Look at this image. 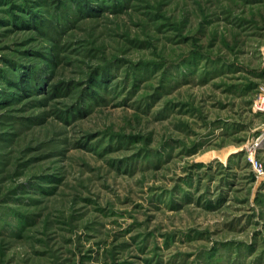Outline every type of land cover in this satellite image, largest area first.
I'll use <instances>...</instances> for the list:
<instances>
[{
  "label": "rangeland",
  "instance_id": "374dc122",
  "mask_svg": "<svg viewBox=\"0 0 264 264\" xmlns=\"http://www.w3.org/2000/svg\"><path fill=\"white\" fill-rule=\"evenodd\" d=\"M0 264H264V0H0Z\"/></svg>",
  "mask_w": 264,
  "mask_h": 264
}]
</instances>
